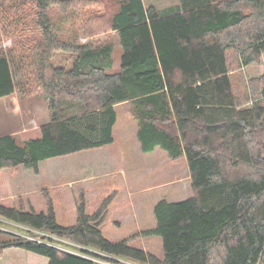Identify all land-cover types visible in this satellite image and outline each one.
<instances>
[{"label":"trees","instance_id":"16d2710c","mask_svg":"<svg viewBox=\"0 0 264 264\" xmlns=\"http://www.w3.org/2000/svg\"><path fill=\"white\" fill-rule=\"evenodd\" d=\"M54 3H0V17L14 27L30 4L41 35L30 38L33 45L18 39L0 49V98L42 92L51 113L37 138L20 144L0 135V168L37 170L44 159L111 143L114 106L128 102L142 150L185 156L193 193L154 208L156 226L146 234L161 237L162 259L127 239H106L105 210L87 214L81 205L77 221L62 225L50 204L47 212L0 204V221L23 225L28 235L0 229L9 236L0 239V256L18 247L45 256L47 264H264V75L242 99L227 53L236 51L242 68L259 61L264 0H178L163 11L142 0H112L110 11L105 3L90 26L119 37L118 71L108 70L111 48L58 38L49 18ZM56 51L72 54L73 67L55 65Z\"/></svg>","mask_w":264,"mask_h":264},{"label":"rangeland","instance_id":"374dc122","mask_svg":"<svg viewBox=\"0 0 264 264\" xmlns=\"http://www.w3.org/2000/svg\"><path fill=\"white\" fill-rule=\"evenodd\" d=\"M4 1L7 2L0 0V3ZM142 1L145 6L153 5L159 11L178 3V0ZM67 2L64 6V0H57L49 10V18L58 38L111 48L113 66L108 70L118 71L123 52L119 37L108 29L93 33V24L91 28L89 20L105 3L109 4L110 11L112 0ZM30 8V4L21 8L25 21L16 24V27L7 25L8 22L0 17V49L8 50L18 39L29 40V44L33 45L41 36L30 21ZM227 53L234 92L243 99L245 93L253 89V79L264 75V53L257 63L245 68L238 65L236 51L229 50ZM74 59L68 52L56 51L52 61L55 65L70 69ZM27 85L30 86L29 91L31 83ZM114 109L116 122L112 128L111 143L44 159L38 163L37 170L24 165L0 168V204L36 212H47L50 204L57 223L62 225L77 221L81 205L87 214L105 210L100 228L106 239L112 242L127 239L130 246L162 259L161 237L146 234V231L156 226L154 208L160 201H179L192 195L189 167L185 156L170 158L160 147L150 152L143 151L136 134L137 122L130 113L129 103L116 104ZM50 114L48 100L42 92H15L2 97L0 135L11 134L23 144L28 139L40 136L39 127L49 120ZM25 228L23 225L0 221L1 230L23 237L28 236L22 235ZM5 237L9 236L0 232V239ZM57 240L70 244L66 240ZM47 263L45 256L18 247L5 248L0 256V264ZM121 264L137 263L126 259Z\"/></svg>","mask_w":264,"mask_h":264}]
</instances>
